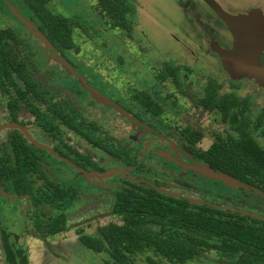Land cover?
I'll return each mask as SVG.
<instances>
[{"label": "trees", "instance_id": "obj_1", "mask_svg": "<svg viewBox=\"0 0 264 264\" xmlns=\"http://www.w3.org/2000/svg\"><path fill=\"white\" fill-rule=\"evenodd\" d=\"M51 1L21 0L20 3L56 50L79 52L72 35V21L52 11L48 6ZM95 6L105 14L110 27L123 29L127 37L131 36L129 17L135 13L133 0H95ZM23 43L26 40L13 27L0 28V89L14 90L6 105L11 119L23 126L34 122L36 127H44L52 138L56 135L68 138V131L73 128L94 146L103 147L102 142L95 139L94 127L90 128L84 121L67 94L60 91L43 97L45 93L38 90L39 84L31 75L29 57H22L17 51ZM30 93L40 101H32ZM132 97L146 113L156 117L161 113V107L146 91H137ZM199 102L205 108L213 109L216 105L215 90L208 87ZM228 103L233 105L234 98L226 97L225 116L230 113ZM12 135L11 152L4 150L0 154V182H11L16 192L28 195L36 208L42 205L61 208L54 215L42 210L35 212V223L43 237L62 233L67 229L63 210L77 193L70 187L58 186L42 173L39 168L42 150L28 143L22 132L16 130ZM201 136V133H190L191 145L188 147L202 159V164L254 186L264 194V150L252 138L241 135L239 140H231L228 145L214 143L206 150L196 151L193 143ZM61 141L69 153H75L73 157L69 155L72 160L86 169L97 168L92 159L65 143V139L61 138ZM104 148L125 167L136 166L133 172L154 176L141 182L125 180L116 192L112 209L122 222L99 225L92 234L77 231L82 246L93 253L109 256L106 264H137L135 257L146 252L150 253L145 258L148 264H184L192 260L200 249H213L221 257L232 259L231 264H264V199L254 190L236 187L237 199H234L231 192L215 193L187 179L182 183L177 181L184 189L172 192L204 201L191 202L181 196L160 192L147 183L149 181L168 190L162 180L165 175L172 174L162 161L154 162L147 153L142 154L139 160L140 149L129 145L117 149L109 144ZM39 179H43L44 184L36 187ZM234 200L248 206L238 205ZM15 242L9 241L7 236L3 239L6 263L28 264L25 249Z\"/></svg>", "mask_w": 264, "mask_h": 264}, {"label": "flooded vegetation", "instance_id": "obj_2", "mask_svg": "<svg viewBox=\"0 0 264 264\" xmlns=\"http://www.w3.org/2000/svg\"><path fill=\"white\" fill-rule=\"evenodd\" d=\"M5 1L7 2L8 0ZM216 1L226 12L232 15L237 16L243 13L251 14L256 20H259L261 24L264 23V0ZM177 2L178 6L183 8L188 15V21L180 15V20L184 24L181 25L180 28H182L187 39H191V42H194L195 45L193 47V54L190 55H188V52H190L191 44L181 45L182 49L187 51L189 60L186 63L183 61L179 65L166 66L159 77L160 81L169 79V83L171 87L174 88V92L177 91L176 87L179 82L182 81V85L184 86L182 92H173L177 94V99L172 100L169 104L170 113L172 115L176 116L180 113L179 118L176 119L177 123L174 125L175 129L173 132L162 131L159 127L160 125L158 123L161 120L164 108L158 103L152 92L145 88L136 89L130 94L131 102L139 110V113L136 114L128 110L129 115L133 117L137 123H140L139 125L136 124L137 128L134 131V135L116 137L110 134L98 121H96L86 108L77 103L69 88L43 87L41 83L35 79L39 84L38 90L45 93L43 97H50L60 91L67 94L75 110L80 113V116L90 128L94 127L95 139L101 141L103 146H94L92 142L80 136L73 128L69 129L68 138L60 135H56L52 138L44 127L38 128L34 122L29 126H24L28 128L29 133L38 143L50 147L56 153L67 158L87 172H98L95 176L84 175L65 161L55 157L50 151L34 146L24 136L28 143L42 150L39 157V168L42 173L58 186L70 187L77 193L75 198L70 200L63 210L67 217V229L69 226V218L73 214L72 211H76L74 206L77 204L79 205L82 201L84 189H82L75 180H58L56 173L59 169L63 171L70 170L76 173L78 178H108L109 176L117 178L116 183L114 182L107 187L109 189V191L107 190V196L108 200L110 196L111 215H115L112 208L116 198V192L121 188L125 180L141 182L143 179L154 177L151 176V173L133 172L136 166L125 167L119 159H116L105 150L104 147H107L109 144L117 149L125 145H129L132 148H139V160L143 152V155L146 153L149 154L154 162L158 160L162 161L167 171L172 174V176L165 175L162 180L169 191L177 189L182 191L184 188L176 182L179 181L182 183L183 179L190 180L194 185L201 186L195 181L197 177H199L198 174L194 170L183 167L184 164L203 162L195 151L190 150L188 147L191 145V141L189 140L190 133H201L202 135L200 139L198 138L193 143V149L196 151L206 150L214 143H218V145H228L231 140H239L241 135L252 138L255 143L264 150V45L253 51L254 57L258 61L259 68L263 70L258 80L251 73V70H249L250 68L246 69L245 67L244 69V65L241 64V62H237L242 55L241 49L233 40L225 21L204 0H177ZM246 25H248V23ZM248 27L250 28V25H248ZM177 35L178 34L172 35V38L177 42V48H179L181 42ZM52 50L59 54L64 53L59 52L55 48ZM180 61L179 59L178 62ZM172 71H174V74H172ZM208 87L215 90L216 105L213 109L205 108L199 102V100L205 96ZM137 91H146L153 101L158 103L162 111L157 117L146 113L133 99L132 95ZM4 93L7 94V100L3 111H0V125L16 122L11 119L6 110L7 102L14 95V90L10 89L8 92L4 90ZM226 97L234 98L233 105L230 103L227 104L229 107L228 109H230V113L227 116H225L223 112L224 105H226ZM30 98L32 101H40V98L37 99L33 93H30ZM180 98H183L184 101L181 102ZM184 102H187V105H184ZM122 108L124 107L122 106ZM142 115L148 118L149 121H145ZM212 116L213 127L209 129L210 121L208 118ZM16 130L18 129H5L0 132V154L4 150L6 152H11L12 132ZM61 138L65 139V143L75 147L92 159L97 165V168L91 167V169H86L84 166L72 160L71 157H73L75 153H69L67 151V147L63 144ZM155 150L157 151L155 152ZM64 153L69 154L67 155ZM69 155L71 157H69ZM48 159L56 161L57 165L52 164ZM100 167L104 169L101 170ZM111 169L120 170L123 173L115 172L108 176L103 175V173ZM140 174L143 176L138 177ZM214 182L215 184L221 183L219 180H215ZM43 184L44 180L39 179L35 186H43ZM235 190H237V188H231L230 192L233 198L237 199V195L234 193ZM100 193L105 194L103 191H100ZM234 202L237 201L234 200ZM252 202L254 203L255 201L253 200ZM90 204L95 205L94 203ZM237 204L248 206L245 202H237ZM89 205L85 207H89ZM262 207H264V203H262ZM16 209H19L22 215H18L16 212L14 214L13 211ZM60 209L51 207L46 208L44 205L36 208L31 204L28 195H22L16 192L11 182L3 184L0 182V264H7L3 248V239L5 236H7V239L11 242L16 240V245H20L25 249L28 264H31L32 253H30V249L27 248V245L22 243V234L14 228V224H21L20 222L23 221V218H26L31 224V231L29 230V234L27 235H32V239L35 242L50 240L52 237L64 233L67 229L53 236L43 237L39 235L36 229L35 212L42 210L50 215H54L60 212ZM14 215L17 216L15 218L16 221L12 218ZM98 226L99 225L95 226L94 231H96ZM83 232L85 233V231ZM76 236L77 240H79L78 234H76ZM36 244L38 245V243ZM49 248H52L51 243H49Z\"/></svg>", "mask_w": 264, "mask_h": 264}, {"label": "rangeland", "instance_id": "obj_3", "mask_svg": "<svg viewBox=\"0 0 264 264\" xmlns=\"http://www.w3.org/2000/svg\"><path fill=\"white\" fill-rule=\"evenodd\" d=\"M20 1L0 0V28L13 27L26 40L25 44L17 47V51L22 57H29L31 75L43 87L69 88L77 103L116 137L134 135L136 124L140 123L129 115L128 110L133 114L139 113V110L131 102L130 94L136 89L145 88L164 108L159 127L162 131L173 132L180 113L172 115L169 104L177 99L174 93L182 92L184 86L182 81L179 82L174 92L170 80L160 81L159 77L166 66L179 65L183 61L186 63L195 45L180 28L184 25L180 15L187 21L188 15L178 6L177 0H133L135 13L129 17L132 25L130 37L123 29L110 27L105 14L95 6V0H53L48 4L49 8L72 21L73 39L79 46V52L71 49L63 54L46 48L34 34L35 29L23 21L34 22ZM174 34H178L181 42L179 48L172 38ZM184 44H191L189 54L182 49L181 45ZM6 100L7 94L0 90V111H3ZM180 100L184 101L183 98ZM142 117L149 121L145 116ZM208 120L209 129H212L213 116ZM48 161L57 165L52 159ZM56 176L58 180H75L84 189V196L81 203L74 206L76 211H72L68 229L50 240L35 242L32 235H27L31 231V224L26 218L21 224H14V228L22 234V243L32 253L31 264H106L110 260L109 256L86 249L77 240L76 234L82 230L93 233L96 225L121 222L119 216L111 215L110 196L109 200L107 196V187L116 183L117 178H78L76 173L62 169L58 170ZM198 176L195 181L215 193L231 190L223 182L215 184V179ZM13 212L22 215L19 209ZM16 217L14 215L12 218L15 220ZM48 242L52 248H49ZM149 254H138L135 262L148 264L145 258ZM231 261L213 249H200L192 260L184 264H231Z\"/></svg>", "mask_w": 264, "mask_h": 264}, {"label": "water", "instance_id": "obj_4", "mask_svg": "<svg viewBox=\"0 0 264 264\" xmlns=\"http://www.w3.org/2000/svg\"><path fill=\"white\" fill-rule=\"evenodd\" d=\"M204 1L225 21V23L227 24V27H228L231 35H232L233 40L235 41L237 46H239V48L241 49L242 55L240 56V58L237 62H241V64L244 65L243 66L244 69H245V67H246V69L250 68L249 70H251V73L254 76H257L256 72H260L261 69L259 68V65L257 63V59L254 57L253 51L259 49V47L264 45V23L261 24V22L259 20H256L255 17H253L251 14H247V13H243V14L237 15V16L232 15V14L226 12L218 4V2L216 0H204ZM7 4H10V3H7ZM12 9H15V8H12ZM18 17L21 18L19 15H18ZM23 21L25 23H28L30 28L35 29L34 34L37 36L38 39H40L44 43L46 48L54 49V47L51 45L50 41L38 30L35 22H32L30 20H23ZM247 23H248V25H250V28L248 27V25H246ZM251 27H252V29H251ZM5 129H18L27 138V140L30 143H32L34 146L39 147L41 149H45L47 151H50L55 157L65 161L67 164H69L73 168L77 169L80 173H82L84 175L95 176L96 174H98V172H87V171H85L84 169H82V168L78 167L77 165H75L74 163H72L67 158L56 153L50 147L38 143L32 137V135L29 133L28 128L24 127L23 125H21L17 122H9V123H5L3 125H0V132L2 130H5ZM142 154H143V152H142ZM183 167L188 168L190 170H194L197 172V174L206 176L208 178L219 180V181L227 184L231 188H236V187L244 188V189L251 188L252 190L255 191L256 194L264 197V194L260 190H258L256 187L241 183V182L235 180L234 178H232L231 176H229L227 174H224L222 172L215 171V170L209 168L205 164L196 162L193 164H184ZM115 172L123 173L120 170L111 169V170H108L107 172L103 173V175L108 176L109 174L115 173ZM147 183L152 185L156 190H158L160 192H163V193H166V194H169L172 196H181L183 198L188 199L191 202H197V203L204 202V201L197 200L196 198L189 196V195H186L184 193L172 192L169 190L162 189V188L150 183L149 181ZM221 208L234 209L231 206H222ZM244 212L249 213V214L256 216L258 218H262V216H259L255 213H251V212H247V211H244Z\"/></svg>", "mask_w": 264, "mask_h": 264}, {"label": "crops", "instance_id": "obj_5", "mask_svg": "<svg viewBox=\"0 0 264 264\" xmlns=\"http://www.w3.org/2000/svg\"><path fill=\"white\" fill-rule=\"evenodd\" d=\"M8 3H10V2H8ZM257 63H258V61H257ZM259 65V64H258ZM262 71L263 70H261L260 72H256V75L257 76H255L258 80L260 79V74L262 73ZM90 232V231H89ZM95 231L93 230V233H94ZM88 233V232H87ZM88 234H92V233H88Z\"/></svg>", "mask_w": 264, "mask_h": 264}]
</instances>
